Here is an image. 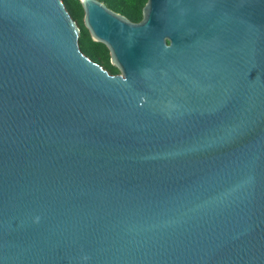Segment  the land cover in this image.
I'll list each match as a JSON object with an SVG mask.
<instances>
[{
  "label": "water",
  "instance_id": "1",
  "mask_svg": "<svg viewBox=\"0 0 264 264\" xmlns=\"http://www.w3.org/2000/svg\"><path fill=\"white\" fill-rule=\"evenodd\" d=\"M0 0V264H264V0Z\"/></svg>",
  "mask_w": 264,
  "mask_h": 264
},
{
  "label": "trees",
  "instance_id": "2",
  "mask_svg": "<svg viewBox=\"0 0 264 264\" xmlns=\"http://www.w3.org/2000/svg\"><path fill=\"white\" fill-rule=\"evenodd\" d=\"M62 4L69 14L70 18L77 23L80 27L81 34L79 37V43L89 42L90 40L87 36L86 31L81 26V9L79 7L77 0H61ZM105 5L108 9L115 11L121 15H123L130 22H137L140 19V10L146 0H97ZM95 50L101 59L104 57L105 49L100 44H94ZM109 73H113L114 71L109 68V66H105Z\"/></svg>",
  "mask_w": 264,
  "mask_h": 264
},
{
  "label": "flooded vegetation",
  "instance_id": "3",
  "mask_svg": "<svg viewBox=\"0 0 264 264\" xmlns=\"http://www.w3.org/2000/svg\"><path fill=\"white\" fill-rule=\"evenodd\" d=\"M107 8V7H106ZM108 9V8H107ZM110 10V9H109ZM112 11V10H111ZM114 13H117L115 11H112ZM119 14V13H117ZM121 15V14H119ZM82 16V15H81ZM123 16V15H121ZM124 17V16H123ZM125 18V17H124ZM81 21V19H80ZM75 22V21H74ZM138 22V21H137ZM77 28H78V31H79V36H78V41H77V44H78V49L80 51V53L85 56L89 61H91L92 63L94 64H97L98 66H100L103 70H105L108 74L110 75H115L117 74V71L111 67L109 65V62H108V54H107V51L105 50V53H104V57L103 59L100 58V56L97 54L96 50H95V47L93 45V43L90 41L89 42H85V43H79V37H80V34H81V30H80V27L77 25V23L75 22ZM81 26H82V23H81ZM84 29V28H83ZM105 49V48H104ZM109 66L110 69H112L114 72L113 73H109L108 70L105 68V66Z\"/></svg>",
  "mask_w": 264,
  "mask_h": 264
}]
</instances>
